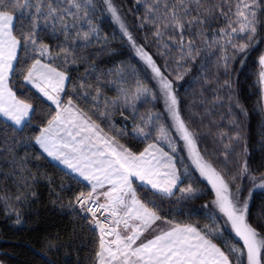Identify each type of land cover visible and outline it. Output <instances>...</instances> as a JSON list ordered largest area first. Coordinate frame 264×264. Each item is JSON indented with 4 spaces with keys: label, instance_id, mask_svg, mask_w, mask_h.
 <instances>
[{
    "label": "snow or ice",
    "instance_id": "6c2138e0",
    "mask_svg": "<svg viewBox=\"0 0 264 264\" xmlns=\"http://www.w3.org/2000/svg\"><path fill=\"white\" fill-rule=\"evenodd\" d=\"M136 4L143 10L139 28L149 30L156 53L137 43L115 0H0V117L15 130L30 123L35 111L32 103L18 98L13 78L50 102L34 142L90 185L74 200L85 222L99 231L94 264H264V224H253L250 216L253 194L264 190V171L257 175L249 164L243 123L249 109L227 78L235 64L244 66L261 42L257 36L264 29V0H136ZM105 15L143 63L146 79L137 69L123 64L105 68L99 62L109 53V35L99 22ZM221 19L224 26L212 31ZM45 36L53 39L55 49L44 42ZM208 50L218 53L216 64L226 77L216 78L215 86L205 78L213 108L223 109L219 122L210 121L212 159L201 153L198 143L203 137L183 118L178 84L187 75L179 69L195 64ZM157 55L164 57L163 64L154 58ZM172 64L176 67L169 71ZM79 65H84V74L73 79L70 70ZM256 83L257 107L264 112V52L257 59ZM108 90L116 92L114 99L107 96ZM150 102L162 105V110L141 116L135 125L137 138L152 141L139 153L120 144L93 119L111 121L118 111L127 120L125 111H130L135 121L137 105ZM117 131L126 134L123 128ZM173 134L183 142L198 179L210 185L213 198L201 210L211 223L204 227L164 217L157 202L175 198L180 204L202 194L191 170L177 156ZM17 143L14 137L0 136V157L14 152ZM11 167L10 175L19 178L17 188L24 191L0 195V201L23 204L35 196L31 191L35 177L26 170V158L13 155ZM137 181L143 196L134 187ZM229 234L235 242L228 240Z\"/></svg>",
    "mask_w": 264,
    "mask_h": 264
},
{
    "label": "trees",
    "instance_id": "16d2710c",
    "mask_svg": "<svg viewBox=\"0 0 264 264\" xmlns=\"http://www.w3.org/2000/svg\"><path fill=\"white\" fill-rule=\"evenodd\" d=\"M115 4L137 43L146 44L152 53H156L157 48L152 42L149 30L139 28L138 17L143 14V10L138 8L136 0H115ZM99 22L102 32L107 33L110 40L109 53L100 59L101 65L111 68L114 65L128 63L139 68L142 63L134 51L127 44H123L119 30L111 22L110 17L107 15L99 17ZM223 26V19L218 20L212 26V31ZM257 40L261 42L257 43L255 49L249 53L244 66L235 64L233 66L235 71L227 78L233 81V88L238 98L249 109V116L243 121L246 125L244 134L249 144V164L259 175L264 171V143H261L264 138V112L257 107L259 88L256 83V71L258 56L264 52V29L259 30ZM44 42L55 49L56 45L51 37L45 36ZM113 52L114 55L111 54ZM217 55L215 50H208L195 64L179 69L181 74L187 72L184 80L178 81V84L182 85L179 93L184 100L183 115L190 120L195 117L194 123L197 125L195 129L202 137L204 136V140L201 141L202 146L207 147L206 150L214 147L212 140L207 142L208 137L213 139L212 135H209L210 131H214L210 121L219 122V114L223 111L221 108H213V93L207 90L208 84L205 83L207 78L215 86L216 78L221 81L226 78L222 75L223 69L217 67ZM154 58L159 64L164 63V57L157 55ZM175 67L176 65L172 64L168 70L172 71ZM188 68L192 70L188 72ZM142 72L146 78L145 71ZM70 73L73 79L82 76L84 65L71 68ZM13 90L18 98L32 103L35 111L30 123L27 122L20 129L13 130L12 127H6L8 122L0 118V136H6L9 140L14 137L19 141L13 146L14 152L5 153L0 157V195H15L19 191H24L17 188L19 178L10 175L12 157L17 155L27 159L26 170L35 177L31 189L35 196L23 204H18L14 200L0 201V264H94L99 232L97 229L93 231L85 222L74 200L76 194L88 191L90 186L46 157L34 142V137L38 135L37 129L46 122L50 103L45 102L29 85L21 84L15 78H13ZM109 93L111 97H115L114 92ZM191 101L197 103V107L191 104ZM208 104L211 105L209 111H207ZM200 117L202 119H199ZM200 120L203 121L198 124ZM116 123L125 129H132L130 120H125L122 116L116 118ZM119 142L136 153L143 151L149 143L137 141L133 136L123 137ZM136 187L138 195L143 196L139 186ZM195 187L202 192L195 200L180 204L176 203L175 198L158 200L162 215L175 222L190 223L200 227L209 225L211 221L203 214L201 205L208 204L212 200L211 189L200 181H197ZM148 198L152 199L151 193L148 194ZM16 213H19V221ZM250 216L253 224H264V190L253 194ZM229 241L235 242L232 239Z\"/></svg>",
    "mask_w": 264,
    "mask_h": 264
},
{
    "label": "rangeland",
    "instance_id": "374dc122",
    "mask_svg": "<svg viewBox=\"0 0 264 264\" xmlns=\"http://www.w3.org/2000/svg\"><path fill=\"white\" fill-rule=\"evenodd\" d=\"M140 62H141V61H140ZM141 63H142V62H141ZM123 65L127 66L128 68L137 69V70H138V74H139L141 77H144V78H145V75H144V73L142 72V71H145L143 63H142V65H141L139 68L133 67V65L131 66V65H129L128 63L123 64ZM140 68H141V70H140ZM180 70H181V69H180ZM145 73H146V72H145ZM146 76H147V73H146ZM145 79H146V78H145ZM109 92H114V93H115V96H116V92L113 91V90H108V91H107V96H108L109 98L114 99L115 97H114V98L111 97ZM49 103H50V102H49ZM190 103L197 107V103H194V101H191ZM53 107H54V106H53ZM137 110H138V111H137V114H136V119H135V121L132 119V114H131V112H130V111H125V116H128V120H130L131 125H132V127H131L132 129H131V130L125 129V128L119 126V125L116 123V118H118L119 116H121V115L119 114L118 111L112 113L111 121H105V120H103V119H98L96 116H93V119L96 120V122L99 123V124L101 125L102 128H104L105 132H106L108 135H110V136H116V138L118 139V141H119V139H121V138H123V137H130V136H133V138L136 139L137 141H138V140H140V141H144V140H142V139H140V138H137V137L133 134V129H134V127H135L136 124H139V123L141 122V121H140V117H141V116L146 117L149 113L158 114V113L161 112V110H162V105L157 104V105L154 107V106H153V103H151V102H150V103H145V104H142V105H141V104H138V105H137ZM189 110H191V109H189ZM209 110H211V105H210V104H208V109H207V111H209ZM208 115H209V114H208ZM183 118L185 119L186 122H188L189 127H190L191 129H193V130L196 131L195 127H196L197 125L194 123L195 117H193V119L190 120L189 118L186 119V118L184 117V115H183ZM199 119H202V118L200 117ZM202 121H203V120H202ZM202 121L200 120L198 124H201ZM8 123H9V122H8ZM161 123H163V119L161 120ZM109 124L111 125V130H110V128H109ZM195 125H196V126H195ZM201 127H203V126H201ZM121 128H123L124 131L126 132L125 135H121V134L117 131L118 129H121ZM18 129H20V128H18ZM154 135H155V134H154ZM207 137H208V136H207ZM172 139H173V144H174V145L176 146V148H177V156H178L179 158H182L184 165L187 166V167L191 170V178H192V180L194 181V186H195V184L197 185V181H198V182L200 181V182L205 183L206 185H208V184H207V181L204 180L203 178H199V180H197L199 174H198V172L195 171L194 165H192V163H191V159H190V157H189L188 152H187L186 150H184L183 142L179 139L178 136H175L174 134H173V136H172ZM203 140H204V136H203L202 141H203ZM211 140H212V141H211ZM202 141H200V142L198 143L199 150L201 151L202 154L205 155V158H206V159H212V157H211L210 154H212L213 149L211 148V150H210V149L206 150L207 147H203V146H202ZM210 141L213 143V139H211L210 137H208V138H207V142H210ZM148 142L150 143V142H152V141H148ZM119 143L121 144V142H119ZM164 146H165V150L167 151V150H168L167 146H166V145H164ZM41 151H42V150H41ZM206 151H207V152H206ZM208 151H209V152H208ZM42 152H43V151H42ZM43 154H44L46 157H48L45 153H43ZM48 158H49V157H48ZM49 159H50V158H49ZM50 160H51V159H50ZM57 163H58V165H60V166L63 167L64 169H66L68 172H70V173L76 175L79 179H81L83 182H85V181L83 180L82 177H79L78 174L73 173L70 169H68L66 166H64L63 164L59 163L58 161H57ZM233 163H235V162H233ZM214 166H216L218 169H220V168L222 167L221 165H219V164H215V163H214ZM178 167H179V165H178ZM229 167H232V165L230 164ZM181 172H182V173L184 172V168H181ZM85 183H87V182H85ZM139 183H140V182L137 181V182L134 184V187H136L137 185L139 186ZM187 183H188V182L185 181V185H184V186H187ZM237 183H240V181L238 180ZM244 184H245L247 187H251V185L248 184L247 181H244ZM89 186H90V185H89ZM208 187L210 188V185H208ZM210 189H211V188H210ZM257 191H263V190H257ZM257 191H256V192H257ZM256 192H255V193H256ZM245 195H247V193H245ZM98 232H99V231H98ZM229 237H230V238H229ZM229 237H228V240H229V239H232L233 241H235V238H234L231 234L229 235Z\"/></svg>",
    "mask_w": 264,
    "mask_h": 264
},
{
    "label": "crops",
    "instance_id": "0c3cea01",
    "mask_svg": "<svg viewBox=\"0 0 264 264\" xmlns=\"http://www.w3.org/2000/svg\"><path fill=\"white\" fill-rule=\"evenodd\" d=\"M31 116H32V114H31ZM0 118H2L3 120H5V121H6V119H5V118H3V117H0ZM30 118H31V117H30ZM6 122H7V121H6ZM26 123H27V121L25 122V124H26ZM25 124H24V125H25ZM24 125H23V126H24ZM23 126H22V127H23ZM22 127H20V128H22ZM41 150H42V149H41ZM45 154H46V153H45ZM46 155H47V154H46ZM49 158H50L52 161H54L55 163H57V161H56V160H54L53 158H51V157H49ZM57 164H58V163H57ZM65 170H66V169H65ZM73 175H74V174H73ZM74 176H76V175H74ZM76 177H77V176H76ZM77 178H78V177H77Z\"/></svg>",
    "mask_w": 264,
    "mask_h": 264
},
{
    "label": "built area",
    "instance_id": "2783aa9c",
    "mask_svg": "<svg viewBox=\"0 0 264 264\" xmlns=\"http://www.w3.org/2000/svg\"><path fill=\"white\" fill-rule=\"evenodd\" d=\"M98 230V229H97Z\"/></svg>",
    "mask_w": 264,
    "mask_h": 264
}]
</instances>
